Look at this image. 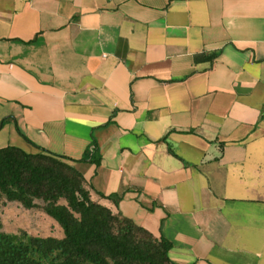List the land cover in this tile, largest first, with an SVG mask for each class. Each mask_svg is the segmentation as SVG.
<instances>
[{"label":"crops","instance_id":"1","mask_svg":"<svg viewBox=\"0 0 264 264\" xmlns=\"http://www.w3.org/2000/svg\"><path fill=\"white\" fill-rule=\"evenodd\" d=\"M8 146L72 160L175 264H264V0H0Z\"/></svg>","mask_w":264,"mask_h":264},{"label":"trees","instance_id":"2","mask_svg":"<svg viewBox=\"0 0 264 264\" xmlns=\"http://www.w3.org/2000/svg\"><path fill=\"white\" fill-rule=\"evenodd\" d=\"M217 57L204 53L194 61ZM38 149L35 154L15 146L0 149V204L39 210L58 223L63 237L0 231V264H175L170 241L93 200L72 160Z\"/></svg>","mask_w":264,"mask_h":264},{"label":"rangeland","instance_id":"3","mask_svg":"<svg viewBox=\"0 0 264 264\" xmlns=\"http://www.w3.org/2000/svg\"><path fill=\"white\" fill-rule=\"evenodd\" d=\"M0 231L17 234L25 231L33 236L63 237L56 221L39 210H24L16 203L0 204Z\"/></svg>","mask_w":264,"mask_h":264}]
</instances>
